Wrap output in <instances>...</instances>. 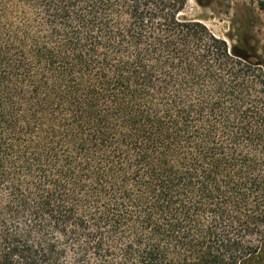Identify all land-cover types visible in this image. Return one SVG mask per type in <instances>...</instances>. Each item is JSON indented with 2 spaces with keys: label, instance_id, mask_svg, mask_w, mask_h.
<instances>
[{
  "label": "trees",
  "instance_id": "obj_1",
  "mask_svg": "<svg viewBox=\"0 0 264 264\" xmlns=\"http://www.w3.org/2000/svg\"><path fill=\"white\" fill-rule=\"evenodd\" d=\"M188 1L0 0V264H264V51Z\"/></svg>",
  "mask_w": 264,
  "mask_h": 264
},
{
  "label": "rangeland",
  "instance_id": "obj_2",
  "mask_svg": "<svg viewBox=\"0 0 264 264\" xmlns=\"http://www.w3.org/2000/svg\"><path fill=\"white\" fill-rule=\"evenodd\" d=\"M189 0L187 18L201 21L218 37L236 41L247 31L249 41L257 40L264 51V0ZM264 58V52L262 53Z\"/></svg>",
  "mask_w": 264,
  "mask_h": 264
}]
</instances>
